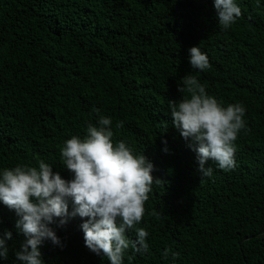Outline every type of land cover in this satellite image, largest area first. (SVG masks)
I'll list each match as a JSON object with an SVG mask.
<instances>
[{"label": "trees", "instance_id": "16d2710c", "mask_svg": "<svg viewBox=\"0 0 264 264\" xmlns=\"http://www.w3.org/2000/svg\"><path fill=\"white\" fill-rule=\"evenodd\" d=\"M235 3L242 15L223 29L214 0H0V172L43 160L70 180L60 148L96 125L99 109L113 121V141L153 164L137 225L149 249L129 248L123 264H264V0ZM193 46L208 69L191 68ZM187 74L223 106L245 108L236 167L210 161L211 178L171 120L168 101L187 95L178 92ZM17 219L0 202V233H12L0 264H21ZM85 219L51 226L63 246L44 241L43 264H109L85 246ZM165 248L178 257L165 259Z\"/></svg>", "mask_w": 264, "mask_h": 264}, {"label": "clouds", "instance_id": "9594fccd", "mask_svg": "<svg viewBox=\"0 0 264 264\" xmlns=\"http://www.w3.org/2000/svg\"><path fill=\"white\" fill-rule=\"evenodd\" d=\"M214 8L223 29L242 15L235 0H214ZM188 51L192 69L210 67L198 46ZM178 92L187 95L168 101L172 124L196 154L200 176L212 177L210 161L221 170H233L235 141L241 130L247 131L243 105L223 106L192 74L182 77ZM93 112L97 124L88 123L82 138L74 135L60 148L63 166L72 174L70 180L54 173L43 160L38 161V167L17 164L0 172V202L15 212V227L25 237L14 253L21 264H43L40 246L44 241L63 246L51 226L62 227L68 218L76 216L87 218L80 225L85 246L98 256L102 254L109 264H123L129 248L134 253L148 252L149 233L137 225L153 191V164L142 153L135 154L125 141L114 142L112 119L101 115L99 109ZM115 127L122 128L123 122L117 121ZM129 231L135 232L134 239L128 237ZM9 240L10 231L0 233V259L8 258ZM169 253L174 259L179 255L165 248V259Z\"/></svg>", "mask_w": 264, "mask_h": 264}]
</instances>
